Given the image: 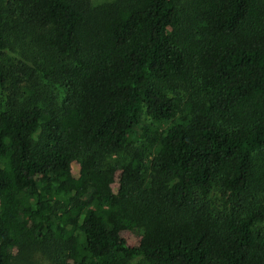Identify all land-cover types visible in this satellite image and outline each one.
<instances>
[{
    "label": "trees",
    "instance_id": "obj_1",
    "mask_svg": "<svg viewBox=\"0 0 264 264\" xmlns=\"http://www.w3.org/2000/svg\"><path fill=\"white\" fill-rule=\"evenodd\" d=\"M0 264H264V0H0Z\"/></svg>",
    "mask_w": 264,
    "mask_h": 264
},
{
    "label": "rangeland",
    "instance_id": "obj_2",
    "mask_svg": "<svg viewBox=\"0 0 264 264\" xmlns=\"http://www.w3.org/2000/svg\"><path fill=\"white\" fill-rule=\"evenodd\" d=\"M112 1H114V0H92V2H93V4L95 5V6H99V5H102V4H105V3H110V2H112ZM144 117V121H146V123H149L150 122V120H149V118L148 117H146V116H143ZM127 158H128V155H127V153L125 152V153H123V154H121L120 156H119V160L120 161H126L127 160ZM117 159V158H116ZM115 158H114V160H116ZM124 236H126V238H128V237H132L133 236V234L132 233H126Z\"/></svg>",
    "mask_w": 264,
    "mask_h": 264
}]
</instances>
